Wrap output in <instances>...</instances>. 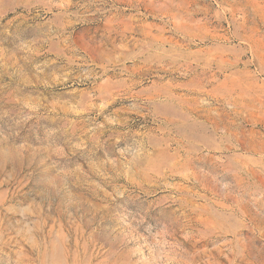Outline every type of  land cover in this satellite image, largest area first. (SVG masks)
<instances>
[{
	"label": "rangeland",
	"instance_id": "1",
	"mask_svg": "<svg viewBox=\"0 0 264 264\" xmlns=\"http://www.w3.org/2000/svg\"><path fill=\"white\" fill-rule=\"evenodd\" d=\"M0 264H264V0H0Z\"/></svg>",
	"mask_w": 264,
	"mask_h": 264
}]
</instances>
